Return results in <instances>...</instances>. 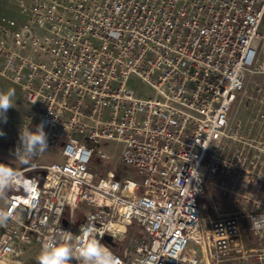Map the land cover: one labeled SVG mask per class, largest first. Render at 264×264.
<instances>
[{
    "label": "built area",
    "instance_id": "1",
    "mask_svg": "<svg viewBox=\"0 0 264 264\" xmlns=\"http://www.w3.org/2000/svg\"><path fill=\"white\" fill-rule=\"evenodd\" d=\"M14 6L0 13V77L22 93L19 132L43 122L57 159L18 168L38 183L30 202L22 190L0 200L15 217L0 226V264H36L43 243L85 224L103 226L123 264H223L242 253L244 229L264 241V0ZM238 99L255 107V139L234 121ZM102 141L121 146L124 173L106 165ZM231 170L253 186L247 224L202 214L208 180Z\"/></svg>",
    "mask_w": 264,
    "mask_h": 264
},
{
    "label": "rangeland",
    "instance_id": "2",
    "mask_svg": "<svg viewBox=\"0 0 264 264\" xmlns=\"http://www.w3.org/2000/svg\"><path fill=\"white\" fill-rule=\"evenodd\" d=\"M13 2V1H12ZM4 3V2H3ZM5 5V4H4ZM0 2V13L8 16H14L15 11L13 4L6 8ZM264 30V27H263ZM254 76L249 77V83L246 88L248 94L251 93ZM131 86L140 92H146L147 87L141 81L131 80ZM9 88L15 89V96L13 97L14 107L10 108L6 113V121L0 117V132L4 135L0 136V163L14 167L16 169L26 166L21 158H16L15 152L19 145V127L26 121V107L23 102V96L20 89L10 81L0 77V91H7ZM243 99L246 97L243 93ZM232 115L235 123H239L240 133L247 139H255L258 130V124L255 120V107L251 103H239V99L235 102L232 109ZM35 123L32 121L29 126L30 131H35ZM121 146L112 141H102L96 150H101L111 155V163L106 164L111 168H118L124 173V167L120 162ZM57 158L53 153L46 152L42 155V161H54ZM94 162H101L98 158ZM29 160V164H30ZM208 193L202 198V205L206 204V208H202L203 216L209 220L215 219L219 216L239 215L247 224V215L256 212L255 199L249 197L248 193L253 187L251 184L244 183L241 185V177L237 176L233 170L227 174H218L211 177L208 182ZM261 202V207H264V200H257ZM140 233L139 229H133L128 232V237L131 238ZM244 246L243 251L239 256H236L223 264H263L264 259V241H259L253 237L246 229L243 230ZM190 250L197 251L200 255L199 248L194 244L190 245ZM71 264H75L74 261Z\"/></svg>",
    "mask_w": 264,
    "mask_h": 264
},
{
    "label": "clouds",
    "instance_id": "3",
    "mask_svg": "<svg viewBox=\"0 0 264 264\" xmlns=\"http://www.w3.org/2000/svg\"><path fill=\"white\" fill-rule=\"evenodd\" d=\"M15 89L0 91V117L6 121V113L14 107L13 97ZM43 122L36 125L35 131H30L27 126L21 128L19 133V147L16 149V158H21L25 165H30L29 160L38 157L40 153H46L48 149V136L44 130ZM4 133L0 132V136ZM193 179L198 178L195 170L191 172ZM38 188V183L28 179L22 169L0 163V200L8 201L9 192L22 190L31 201L32 195ZM192 192L191 187H187ZM14 210L9 207L7 210L0 208V226L5 225L10 219H15ZM105 231L103 226L97 228L95 224L82 225L79 235H73L69 231H62L60 240L54 238L43 243L38 255L35 257L36 264H123L121 258L116 255L110 247L103 244L100 235Z\"/></svg>",
    "mask_w": 264,
    "mask_h": 264
},
{
    "label": "water",
    "instance_id": "4",
    "mask_svg": "<svg viewBox=\"0 0 264 264\" xmlns=\"http://www.w3.org/2000/svg\"><path fill=\"white\" fill-rule=\"evenodd\" d=\"M34 174H35L36 176L43 177V176H44V171H36V172H34ZM63 223L66 225V224H67L66 220H64ZM105 240H106V242H107L108 244H110V245L113 244V243H112V239H111V237L106 236V237H105Z\"/></svg>",
    "mask_w": 264,
    "mask_h": 264
},
{
    "label": "crops",
    "instance_id": "5",
    "mask_svg": "<svg viewBox=\"0 0 264 264\" xmlns=\"http://www.w3.org/2000/svg\"><path fill=\"white\" fill-rule=\"evenodd\" d=\"M13 1V2H12ZM1 4H5L3 7H10L12 4H13V7H14V0H0ZM4 2V3H3ZM36 126V125H35ZM203 214V213H202ZM244 240H243V246H244Z\"/></svg>",
    "mask_w": 264,
    "mask_h": 264
}]
</instances>
